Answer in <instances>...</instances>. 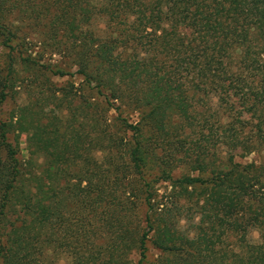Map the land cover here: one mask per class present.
Segmentation results:
<instances>
[{"label":"trees","instance_id":"trees-1","mask_svg":"<svg viewBox=\"0 0 264 264\" xmlns=\"http://www.w3.org/2000/svg\"><path fill=\"white\" fill-rule=\"evenodd\" d=\"M0 32V264H264V0H0ZM19 64L104 98L4 120Z\"/></svg>","mask_w":264,"mask_h":264},{"label":"rangeland","instance_id":"rangeland-1","mask_svg":"<svg viewBox=\"0 0 264 264\" xmlns=\"http://www.w3.org/2000/svg\"><path fill=\"white\" fill-rule=\"evenodd\" d=\"M3 39L4 36L0 32V55H7L8 51L4 49L3 46ZM35 51H39V54L42 55L43 59L42 61L45 63H52V65L58 64V65H64V60L59 54H51L49 50L44 49V47H36ZM71 72L76 71V67H68ZM28 75H33V71H29L28 68H26L24 65L19 64L15 67V83L12 85L10 89V96L6 103L4 104L1 112V117L4 120H10L11 116L15 113L16 115H19L22 111V109L30 105V103H39L41 107L44 108V112L46 115H55L59 120H65L67 117L69 111L68 106L71 105L72 108H75L78 106L79 101L83 99L84 101L88 100V103L94 102L96 100V97H99L103 99L104 97H100L96 92L89 93V92H83L80 90V82L82 81V77L78 74H74V76H54L52 73L49 72H37L35 76V81L29 86H25L28 81L27 79ZM25 80V82H23ZM65 92V94H64ZM83 93V96H82ZM94 95L95 97H92ZM68 98L71 100V104L67 106V102H60V98ZM83 97V98H82ZM87 117H85V121L87 123L91 120V108L87 109ZM108 116L110 118L109 123L114 124L116 119L120 118V115L118 112L112 108L108 112ZM122 116H128V112L123 113ZM132 120H136L137 117L135 114L131 116ZM27 136L28 131H12L10 133V140L14 143L18 142L19 147V157L21 159H25L28 156V149H27ZM236 156V160H239L241 162H257L260 163L262 160H264V149L262 151L257 150L249 155H243L242 151H238ZM196 164L192 161L187 166H181L176 172V176H181L182 174H191V175H197V171L195 170ZM161 188L159 190L160 194L164 193L165 191H169V189L166 188V183H161ZM194 211V210H193ZM196 213L194 221H187V219H184L181 223L183 228L188 229L193 234V231L195 229L194 223L198 221L199 214ZM251 237L254 240H258L259 238V232L255 229L251 230ZM149 245V253L152 255H158L159 252H157L155 249H153L152 245L148 243ZM58 264H70L69 257L67 255H64L60 257L58 260Z\"/></svg>","mask_w":264,"mask_h":264}]
</instances>
